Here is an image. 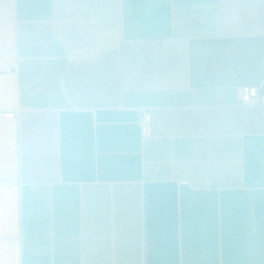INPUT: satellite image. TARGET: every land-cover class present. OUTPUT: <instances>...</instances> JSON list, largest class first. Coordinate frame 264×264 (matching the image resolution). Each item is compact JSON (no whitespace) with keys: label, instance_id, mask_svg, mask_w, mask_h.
<instances>
[{"label":"crops","instance_id":"1","mask_svg":"<svg viewBox=\"0 0 264 264\" xmlns=\"http://www.w3.org/2000/svg\"><path fill=\"white\" fill-rule=\"evenodd\" d=\"M0 66V264H264V0H0Z\"/></svg>","mask_w":264,"mask_h":264},{"label":"built area","instance_id":"2","mask_svg":"<svg viewBox=\"0 0 264 264\" xmlns=\"http://www.w3.org/2000/svg\"><path fill=\"white\" fill-rule=\"evenodd\" d=\"M17 70V66L3 67L0 66V74L9 73ZM241 103L243 105L258 106L264 111V87L263 86H243L241 88ZM6 118L15 117L13 113L4 115ZM152 110L143 108L140 111L139 123L143 135H149L152 124Z\"/></svg>","mask_w":264,"mask_h":264}]
</instances>
